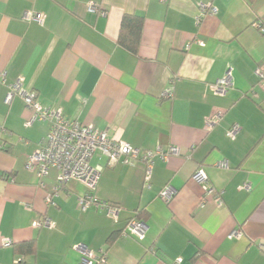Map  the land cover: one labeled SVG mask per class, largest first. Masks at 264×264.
Segmentation results:
<instances>
[{
  "label": "crops",
  "instance_id": "obj_1",
  "mask_svg": "<svg viewBox=\"0 0 264 264\" xmlns=\"http://www.w3.org/2000/svg\"><path fill=\"white\" fill-rule=\"evenodd\" d=\"M207 4L214 14L201 10ZM26 11L43 22L24 20ZM131 14L143 16L137 55L117 42ZM261 28L264 0H0V264H79L83 250H104L107 264H264ZM227 70L232 85L216 95L210 86ZM16 80L42 105L111 138L141 151H177L155 156L148 185L143 161L106 166L94 156L91 164L103 169L93 195L117 205L118 217L82 211V183L54 192L55 169L41 187L25 168L49 122L26 126L31 113L22 99L5 103ZM233 124L240 129L230 138ZM197 168L221 192V205L203 200ZM166 187L174 191L169 202L160 197ZM136 216L147 226L142 240L122 234ZM43 218L51 226L33 225Z\"/></svg>",
  "mask_w": 264,
  "mask_h": 264
},
{
  "label": "built area",
  "instance_id": "obj_2",
  "mask_svg": "<svg viewBox=\"0 0 264 264\" xmlns=\"http://www.w3.org/2000/svg\"><path fill=\"white\" fill-rule=\"evenodd\" d=\"M164 1V0H161ZM90 11H96L97 6L89 4ZM203 12L214 14L216 8L211 4L202 5ZM22 18L26 21L43 22V15L33 11L24 12ZM264 31V28H261ZM255 75L259 80V84L264 87V65L255 69ZM1 80H4V73L0 74ZM232 85L231 70L211 84L210 88L216 95H224L228 88ZM171 95V88L165 90L163 97ZM14 96H19L25 108L31 113L30 117L24 122L26 126H30L34 121H47L49 128L46 136L38 147L32 152L25 163V168L31 172H35L38 178V185L44 187L43 178L48 175L51 168L56 170V181L53 191H60L66 184L71 181L82 183L86 191L77 198V204L80 210L85 211L90 207L96 210L104 211L113 220H117L119 207L110 202H99L93 195L98 184L103 169V164H91L95 153H98V159L104 158L106 166H115L116 164H132L135 161H143L146 165L145 183L148 185L152 165L155 156L164 159L167 154L175 153L177 149L170 147L163 150L157 147L154 150L141 151L123 140H116L108 136L105 130H100L91 124H82L75 119H68L63 115L59 108L42 105L34 90H27L23 87L21 80H16L8 86L5 95V103H10ZM222 113L214 114L206 120V126L210 127L215 123ZM240 127L233 124L227 130V136L234 138ZM225 161L220 163L221 167H225ZM192 178L201 185L203 190V200L212 198L217 205L222 204L221 192L218 191L208 179L203 168H197ZM247 187V185H245ZM174 195L171 187H166L160 192V197L169 202ZM47 203H51V195L46 196ZM52 223L48 219H41L33 222L35 227H49ZM147 226L143 220L135 217L128 220L125 224L122 234L142 240L146 234ZM239 232H233L229 236L238 235ZM2 245H9V240H2ZM264 249V245H261ZM76 249H80V245H76ZM18 258L17 261H21ZM181 258H176L174 263L177 264ZM79 264H107V257L104 250L92 252L90 250L81 251Z\"/></svg>",
  "mask_w": 264,
  "mask_h": 264
},
{
  "label": "trees",
  "instance_id": "obj_3",
  "mask_svg": "<svg viewBox=\"0 0 264 264\" xmlns=\"http://www.w3.org/2000/svg\"><path fill=\"white\" fill-rule=\"evenodd\" d=\"M142 28L143 16L137 14L123 16L117 40L118 44L127 49L133 55H137ZM135 218L141 220L139 216H136ZM20 246L27 247L28 249L32 248L31 243L20 244Z\"/></svg>",
  "mask_w": 264,
  "mask_h": 264
},
{
  "label": "rangeland",
  "instance_id": "obj_4",
  "mask_svg": "<svg viewBox=\"0 0 264 264\" xmlns=\"http://www.w3.org/2000/svg\"><path fill=\"white\" fill-rule=\"evenodd\" d=\"M98 155V153H95V156Z\"/></svg>",
  "mask_w": 264,
  "mask_h": 264
}]
</instances>
